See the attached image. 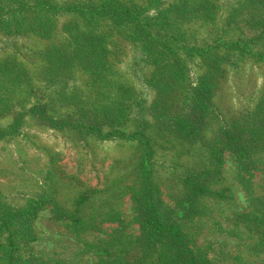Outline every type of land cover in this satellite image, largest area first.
Returning a JSON list of instances; mask_svg holds the SVG:
<instances>
[{
    "label": "rangeland",
    "instance_id": "obj_1",
    "mask_svg": "<svg viewBox=\"0 0 264 264\" xmlns=\"http://www.w3.org/2000/svg\"><path fill=\"white\" fill-rule=\"evenodd\" d=\"M3 1L5 11L35 3ZM117 1L140 20L60 12L47 29L32 20L0 25V220L41 201L28 227L36 240L20 244L22 262L107 264L126 254L131 261L150 151L161 214L176 218L182 202L193 203L182 228L198 258L264 264V62L223 47L242 41L264 53V0ZM148 31L153 45L142 35ZM76 41L94 49L85 64L71 56ZM209 72L212 106L193 137L192 88ZM36 109L70 125L54 127ZM95 125L138 137L101 139L89 129ZM238 125L253 149L243 159L222 142Z\"/></svg>",
    "mask_w": 264,
    "mask_h": 264
},
{
    "label": "trees",
    "instance_id": "obj_2",
    "mask_svg": "<svg viewBox=\"0 0 264 264\" xmlns=\"http://www.w3.org/2000/svg\"><path fill=\"white\" fill-rule=\"evenodd\" d=\"M4 3L3 0L0 1V25L6 23L11 24L10 22L12 19L16 24L18 20L22 22L32 20L37 26H42V28L47 29V23H52V16L60 12H80L82 15H89L91 17L108 16L115 17L119 20L125 19L131 22L140 20V14L137 11L122 6L117 0H103L97 6L89 3L72 4L66 7L57 6L52 0H35V3L29 6L7 11H5L6 6L3 7ZM142 26L145 29L148 28L146 24ZM136 33L137 32H135V34ZM149 34H151L150 31L142 35H147L144 36L147 45H153L155 38H148ZM223 47L246 51L264 62V53L255 51L248 42L236 41L228 46L223 45ZM216 48L217 46L212 49L194 50L199 55H203ZM90 50H92L90 46L85 45L83 42L79 43L76 41V45L71 51V56L76 57L74 62L81 61L82 64H85L90 61L91 57L88 53ZM92 51H94V49ZM84 54H87L86 58L83 56ZM72 61V59H69L70 64ZM219 67V64H217L216 68ZM178 68H180V66H178ZM215 80L213 72H209L200 77L198 83L192 88V103L186 115L187 125L189 127L188 133L190 136H198L206 124V118L212 106V98L215 92ZM33 112H37L41 116H46L49 123L54 127L64 128L70 125L68 121L54 120L37 109L33 110ZM89 129L96 132L101 139L120 136L124 139L131 140L138 137V134H126L119 130L104 133L98 125L90 126ZM258 131L260 134L261 130H255L256 133ZM226 132L227 133H224L226 138L222 140L226 147L241 159L249 157L253 149L250 148L246 142V134L242 126L228 127L226 128ZM222 153L223 150L214 153V163L217 166L223 164ZM151 156V152L148 151L142 165V190H139L137 194V201L140 207L139 211L141 213V236L136 241L139 250L136 251L131 261L124 263L127 256L126 254L125 257H120L118 262H113L115 261L113 260L108 261L107 264H211L210 261L197 257L190 246V241H188L186 234L183 232V223L193 203L182 202L180 204L181 209L176 212V218L174 216L172 218H165L161 214L157 192L151 181ZM196 191L203 193L205 188L200 186L196 188ZM83 200L84 198L81 199V201ZM40 202L32 201L26 209H19L17 211L11 208L8 210V215L0 220L2 229H5V232H7V237L4 239V242H0V263H27L26 261L22 262L24 255L23 247H21L20 244L24 243V247L28 248L29 242L36 240L35 237H29L32 233L28 227L36 218L37 212L41 209ZM62 218L67 217L63 216ZM72 222L74 224L78 223L74 218ZM262 222H264V219ZM17 226L19 227L17 228ZM14 228H16V230H14ZM159 248L160 251L157 253Z\"/></svg>",
    "mask_w": 264,
    "mask_h": 264
}]
</instances>
